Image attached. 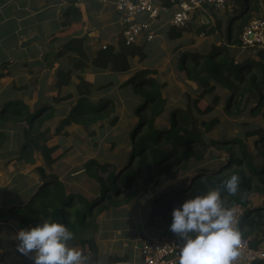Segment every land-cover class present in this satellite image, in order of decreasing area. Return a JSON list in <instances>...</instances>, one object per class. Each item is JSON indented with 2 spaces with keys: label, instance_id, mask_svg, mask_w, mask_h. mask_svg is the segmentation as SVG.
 Wrapping results in <instances>:
<instances>
[{
  "label": "trees",
  "instance_id": "1",
  "mask_svg": "<svg viewBox=\"0 0 264 264\" xmlns=\"http://www.w3.org/2000/svg\"><path fill=\"white\" fill-rule=\"evenodd\" d=\"M8 1L0 0V4L5 5ZM242 1L245 9L239 19L236 16L241 10ZM256 1L234 0L228 12L230 23L226 27L224 43L219 45L212 41L205 49L183 51L178 60L179 68L186 71L191 80L205 89H214L213 82L231 89L233 94L229 95L225 108L229 113L235 111L237 115L243 111L241 98L238 96L245 92L246 84L251 85L257 94V102L250 109L259 114L264 108V50L258 49L259 61L250 56L238 59L232 53L241 48L240 36L253 18L249 10L251 3L255 4ZM255 7L258 10V6ZM69 13L71 21L81 17V13L75 7L69 8ZM216 20V28L212 26L207 28L205 25L197 28L194 21H191L186 28H168L165 33L172 40L184 38L186 32L192 30L199 35L213 34L223 29L222 18ZM236 20L240 21L239 25H236ZM84 42V38H70L63 49L58 51L57 58L69 53L73 60L79 56L82 70L92 67L93 70H111L119 74L132 69L133 59L138 57L139 61L143 62L149 54L146 42L128 44L121 36L117 44H108L104 48L102 46L96 56L91 57L93 54L88 52L90 47ZM72 69L64 67L58 69L56 85L59 91L72 83ZM152 73L156 71L141 69L121 85L123 89L132 90L135 97L133 120H136V124L135 130L132 131L133 148L127 164L118 171L111 170L106 178L96 174L93 169L94 161L89 163V174L101 182V190L95 199L89 201L81 195L68 192L58 177L50 178L49 175H45L42 167L40 169L44 175V182L31 203L14 206L9 211L16 213L20 222L28 226L48 218L65 223L74 232V239L70 244L78 241L82 246H87L90 254L97 258L98 245L95 237L99 229L97 220L106 211L116 210L127 204L132 205L135 199L153 193L149 197V217L146 221L148 231L146 236L142 235L146 238L152 233L146 240L153 239V236L159 239H173L177 236L170 230L173 209L190 195L202 194L211 188L221 187L223 181L233 173H238L239 191L235 195L223 191L222 199L227 207L242 205L247 208L246 215L239 225L241 236L250 238L252 247H259L264 241V201L262 206L255 207L251 196L252 194L264 196V128L261 126L250 128L246 130L244 137H212L210 134L215 128L213 120L204 119L202 116L211 113L214 106L210 103L202 110L199 106L201 96L191 99L185 107L173 108L169 114L170 125L158 127L156 120L164 114L168 104L162 86L157 79L149 76ZM79 76L81 84L77 86L79 95L77 103L72 107L70 114L61 120L56 134H63L65 128L72 124L88 126L109 119L111 124L116 125L119 121L118 115H112L116 110L115 102L111 98L101 99L99 103L93 102L91 96L97 84L84 80L82 75ZM218 100L219 98H215V103H218ZM2 107L0 119L3 122L17 124L19 132L25 136L38 132V138H31L26 143L24 152L27 148L32 151L42 150L49 166L61 158L62 154H57L61 149L60 145L48 146L40 144L38 140L42 138L48 140L49 130L40 132V129L47 120L54 117L56 111L54 106L45 103L31 110L30 105L16 98L2 104ZM1 131L0 147L7 139L5 129ZM204 139L208 141L206 144ZM209 144L226 148L229 153V161L215 170L205 164L207 158L210 159L207 156ZM261 159L262 162H259ZM30 161L33 162L34 159ZM191 174L194 177L188 178ZM181 175L183 177L178 180ZM169 179L178 180V187L165 188L163 183ZM7 214L6 210L0 208V218L3 219ZM0 229L2 234V228ZM6 247L7 241L0 236V248ZM85 253L91 261L89 253ZM0 261H3L2 257Z\"/></svg>",
  "mask_w": 264,
  "mask_h": 264
},
{
  "label": "rangeland",
  "instance_id": "2",
  "mask_svg": "<svg viewBox=\"0 0 264 264\" xmlns=\"http://www.w3.org/2000/svg\"><path fill=\"white\" fill-rule=\"evenodd\" d=\"M43 1L48 5L56 3V0ZM10 2L17 4L18 0H9L5 5L0 4V9ZM39 5L40 3H37L38 7ZM255 6H258V10L255 9ZM71 7L76 6L73 4L65 7L64 20L68 22L69 8ZM240 9L236 16L239 19L245 9L243 1L240 4ZM250 10L253 17L264 15V0H257L255 4L251 3ZM98 17L94 18L95 21L98 20L97 22L93 20L92 26L99 30L100 36L97 33L98 30L93 34L91 28L88 29V33L91 32L92 35L88 36L87 30L76 35L77 38H84V44L90 47L88 52L93 54L91 57L96 56L97 51L109 42V37L106 39L103 35L111 27L106 28L105 21H101V18ZM229 18L230 14L225 21L226 25L229 23ZM12 21L14 20L4 23L5 27ZM74 23H71V26ZM235 23L239 25L240 21L236 20ZM225 24L220 32L199 35L195 30H192L186 32L184 39L179 40H172L166 33L162 34L159 31L156 40L148 44V58L143 62H140L138 57L133 59L132 69L127 73L119 74L111 70H93L92 67L82 70L79 56L73 60L69 53L57 58L58 51L63 49L70 38H74L71 26H65L61 31L56 30L49 34H42L40 30L32 29L27 33L13 35L12 41L4 42L0 46V111L3 108L2 104L16 98H20L30 105L31 110L45 103L54 106L56 110L54 117L47 120L40 129V132L49 130L48 140L43 138L38 140L40 144L48 146L60 145L61 149L57 154H62L56 163L49 166L42 150L32 151L27 148L24 152L26 143L31 138H38V132L25 136L19 132L17 124L3 122L0 119V130L5 129L7 135V139L0 147V208L8 212L7 216L3 219L0 218V227L2 228L0 236H3L7 241L6 249L0 248L2 255L0 257L3 258L0 264H33L30 256L22 255L17 251L18 241L15 238L16 233L28 225L21 223L18 215L9 210L14 206L31 203L44 182V175L40 168L43 167L45 175H49L50 178L58 177L68 192L81 195L90 201L99 195L101 182L89 174V163L94 161V168L91 167L102 178H106L111 170L118 171L127 164L133 148L132 131L135 130L136 124V120H133L135 97L132 90L123 89L121 85L135 72L141 69L156 71L149 76L157 79L162 86V92L168 104L164 114L156 120L158 127L170 125L169 114L173 108L185 107L191 99L201 96L202 100L199 106L202 110L210 103L214 106L211 113L202 116L204 119L213 120L215 128L210 134L212 137H244L246 130L250 128L256 126L264 128V108L259 114L250 109L257 102V94L251 85L246 84L245 92L238 96L241 98L243 111L237 115L235 111L229 113L225 108L229 95L233 94L231 89L221 86L218 82L212 83L215 85L214 89H205L199 83L191 80L186 71L179 68L178 60L181 52L205 49L209 38H211V42L214 39L216 43L225 41ZM10 25L12 28L14 27L13 24ZM258 49L262 48L241 47L232 53L238 59L250 56L255 61H259ZM71 55L75 56V54ZM62 67L73 68L72 83L62 87L59 91L56 85L57 71ZM79 75H82L84 80L97 84L91 96L93 102L99 103L104 98H111L115 102L116 110L112 115H118L119 121L116 125L111 124L109 119L100 120L88 126L72 124L65 128L63 134H56L61 120L70 114L72 107L77 103L76 100L79 97L77 86L81 84ZM233 96L236 98L235 94ZM58 97L60 99H57ZM215 98H219L218 103H215ZM204 142L206 144L208 141L204 139ZM209 148L207 156L210 159L207 158L205 164L211 166L212 170L229 161V153L226 148H218L211 144H209ZM31 159L34 161L31 162ZM258 161L262 162V159ZM182 177L183 175L178 180ZM192 177H194L193 174L188 175V178ZM178 180H166L163 186L176 188ZM152 195L153 193L145 194L144 198L135 199L132 205L127 204L116 210H108L99 217L97 220L99 229L95 235L98 245L97 258L93 257L94 254H90L87 246H82L78 241L72 245L89 253L91 261L88 264H101L104 256H110L105 258L106 264L111 261V257L120 256L126 253L128 248L135 247L136 243L146 241L148 237L152 236V233H149L146 238L142 235L146 236L148 231L146 221L149 217V197ZM251 199L258 204L255 207L259 208L263 205V195L252 194ZM153 238L159 239L157 236H153ZM261 246L264 248V241ZM243 264L248 263L243 262Z\"/></svg>",
  "mask_w": 264,
  "mask_h": 264
},
{
  "label": "clouds",
  "instance_id": "3",
  "mask_svg": "<svg viewBox=\"0 0 264 264\" xmlns=\"http://www.w3.org/2000/svg\"><path fill=\"white\" fill-rule=\"evenodd\" d=\"M239 185L240 176L233 173L221 187L190 195L173 209L170 230L182 241L177 264H234L240 254L241 232L235 209L225 206L222 192L235 195ZM15 238L17 251L30 256L33 264H88L89 257L84 249L70 244L74 232L58 220H39L21 228Z\"/></svg>",
  "mask_w": 264,
  "mask_h": 264
},
{
  "label": "built area",
  "instance_id": "4",
  "mask_svg": "<svg viewBox=\"0 0 264 264\" xmlns=\"http://www.w3.org/2000/svg\"><path fill=\"white\" fill-rule=\"evenodd\" d=\"M234 0H115L116 11L120 15L122 36L128 44L159 36L157 21L165 16L168 28H186L194 20L199 10H230ZM241 47L264 49V15L254 16L240 36ZM235 219L239 227L246 214V208L235 205ZM180 238L151 239L142 243L140 264H177ZM240 254L234 264L264 262V248H253L249 238L241 236Z\"/></svg>",
  "mask_w": 264,
  "mask_h": 264
},
{
  "label": "crops",
  "instance_id": "5",
  "mask_svg": "<svg viewBox=\"0 0 264 264\" xmlns=\"http://www.w3.org/2000/svg\"><path fill=\"white\" fill-rule=\"evenodd\" d=\"M37 3H40L39 7L37 6ZM114 3L115 0H56V3L51 5L45 4L43 0H18L17 4H12L10 2L8 5L0 9V44L2 43L0 46H2L4 42L9 43V40L12 41L13 35L27 33L32 29L40 30L42 34H49L55 32L56 30L61 31V29H63L65 26L70 27L71 23L74 22L75 23L73 24V26H71L73 27L72 33L74 37H76V35H80V33L86 30V33L89 36L92 35L91 32L88 33L89 28H91L93 34H95V32L98 30L95 28V26H92L94 22H97L98 19L96 18V21L94 19L97 16H99L98 18H101V21H105L104 25L107 26L106 28L111 27V29H109V31L107 32L108 35L107 33L103 35V37L106 39L107 37H109V42L105 45L116 43L122 36V24L119 19L120 15L116 11ZM73 4L76 6L75 8L81 13V18L76 21H71V15H69L68 22L67 20H64V17L66 16H64L65 7ZM228 12L229 9L222 12L212 9L199 10L195 14V18L193 20L194 26L198 28L202 25H205L207 28H211V26L213 28H216V19L218 18H222L224 26L225 21L229 16ZM168 18L169 16H165L162 21L156 22L159 31H161L162 34L165 33L166 30H168V26L165 25L166 19ZM9 20L14 21L10 22L5 27L4 23H7ZM10 24H13L14 27L12 28ZM228 25L225 24L226 27ZM97 33L100 36L99 30L97 31ZM210 39L211 38H209L207 41L208 45L211 43ZM140 42H146L147 44L153 43V41L148 40H143ZM222 43L224 42H219L218 44L221 45ZM105 45H103V48L105 47ZM208 45L205 48H207ZM180 185L182 184H179V186ZM175 238L179 237L176 236ZM142 243L143 242L136 243L135 247L128 248L127 252L123 253L120 256H113V258L111 257V261L106 264H140V262L142 261L140 252ZM106 257L110 256H104L102 260L103 263L101 262V264H105Z\"/></svg>",
  "mask_w": 264,
  "mask_h": 264
}]
</instances>
